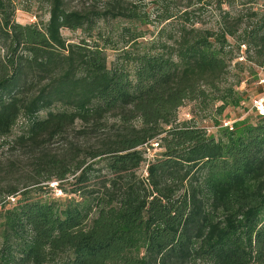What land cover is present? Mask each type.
<instances>
[{"label": "trees", "instance_id": "1", "mask_svg": "<svg viewBox=\"0 0 264 264\" xmlns=\"http://www.w3.org/2000/svg\"><path fill=\"white\" fill-rule=\"evenodd\" d=\"M36 1L45 22H18L17 0H0V148L32 157L25 170L0 156V264H264V114L215 120L214 133L177 121L186 101L216 115L243 105L229 38L264 66V12L154 0L155 34L130 33L109 61L97 22H145L135 7ZM211 5L218 18L198 26ZM52 180L64 198L42 195Z\"/></svg>", "mask_w": 264, "mask_h": 264}, {"label": "rangeland", "instance_id": "2", "mask_svg": "<svg viewBox=\"0 0 264 264\" xmlns=\"http://www.w3.org/2000/svg\"><path fill=\"white\" fill-rule=\"evenodd\" d=\"M123 1H125L128 6L135 7L140 15L145 17V22L142 20L129 22L122 18H108L97 22V26L101 29L103 35L108 37L109 46L106 49V53L109 61L113 60L117 54V51L110 47L115 46L118 47V49L124 47L126 39L130 37V33H141L143 36L138 38V41H145L152 37L159 28L157 22H151L155 13L159 11L160 5L158 3L154 0ZM92 2H94V0H65L66 7L69 9H81ZM228 2L229 3H224L222 5V9H228L232 12H237V10L241 9V12L247 17L251 15V11H260L259 13L264 12V0H228ZM16 6L15 19L18 22L38 23L40 21L45 22L48 19V5L45 3L36 0H17ZM170 6L174 7V4L171 3ZM219 13L220 10L214 8V5L208 6L204 9L200 17L203 20V24L197 25L202 27L212 26L218 18ZM257 16H252L249 21H255L258 18ZM62 34L69 40H77L82 35L80 30L71 31L68 29H62ZM229 41L233 46V55H235V57H233L229 63L227 81L235 84L240 80L235 88L239 92H242V98L245 99L243 105L227 107L221 115H216L211 107L202 110L195 102L186 101L177 110L178 122L193 120L197 125L206 126L209 128V132L214 133L217 131V128L212 126L215 120L221 121L222 124L232 122L243 116H249L252 118V121L254 120L252 117L254 113L250 110V105L252 98L264 92V83L258 84L259 79L264 76V66L247 58L245 46L240 45V47L236 49L234 39L229 38ZM15 132H17L16 127L13 130V135ZM70 132L71 134L73 133L72 130ZM151 144L152 146L147 147V150H145L147 158L152 157L153 153L161 151L155 142ZM61 146L62 140L59 138L49 143L48 148L51 152H54L59 151L62 148ZM0 156L4 158L5 162L8 161L7 159H17L21 168L25 170L31 169L32 157L25 148L19 146L8 148V146H3L0 148ZM138 172L145 175L144 165L139 168ZM56 185L57 182L55 180L48 182L47 187L49 188L44 189L43 191L47 192H43L42 195H47L50 198H64L66 194L60 191L59 187Z\"/></svg>", "mask_w": 264, "mask_h": 264}, {"label": "built area", "instance_id": "3", "mask_svg": "<svg viewBox=\"0 0 264 264\" xmlns=\"http://www.w3.org/2000/svg\"><path fill=\"white\" fill-rule=\"evenodd\" d=\"M262 83H264V76L261 77L258 81V84H262ZM250 110H252V112L254 114H259V115L264 114V92L261 93L260 95L256 96V97L252 98ZM230 124H231V122H227V123H224L223 125L227 126ZM7 199H8V201H10V203H12V202H14L15 197L9 196Z\"/></svg>", "mask_w": 264, "mask_h": 264}]
</instances>
